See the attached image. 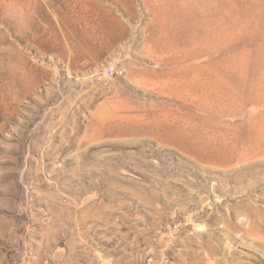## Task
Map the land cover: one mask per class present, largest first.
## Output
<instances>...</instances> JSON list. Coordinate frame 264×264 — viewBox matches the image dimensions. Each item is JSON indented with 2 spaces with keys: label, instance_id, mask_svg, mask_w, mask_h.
Returning <instances> with one entry per match:
<instances>
[{
  "label": "rangeland",
  "instance_id": "rangeland-1",
  "mask_svg": "<svg viewBox=\"0 0 264 264\" xmlns=\"http://www.w3.org/2000/svg\"><path fill=\"white\" fill-rule=\"evenodd\" d=\"M0 264H264V0H0Z\"/></svg>",
  "mask_w": 264,
  "mask_h": 264
},
{
  "label": "built area",
  "instance_id": "built-area-1",
  "mask_svg": "<svg viewBox=\"0 0 264 264\" xmlns=\"http://www.w3.org/2000/svg\"><path fill=\"white\" fill-rule=\"evenodd\" d=\"M116 75H117V70L114 67H108L107 72H106V76L108 78H112Z\"/></svg>",
  "mask_w": 264,
  "mask_h": 264
}]
</instances>
